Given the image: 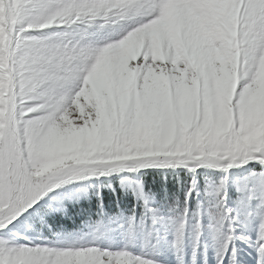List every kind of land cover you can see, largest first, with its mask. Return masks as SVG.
Instances as JSON below:
<instances>
[{
  "label": "snow or ice",
  "instance_id": "obj_1",
  "mask_svg": "<svg viewBox=\"0 0 264 264\" xmlns=\"http://www.w3.org/2000/svg\"><path fill=\"white\" fill-rule=\"evenodd\" d=\"M236 5L235 68L224 79L215 54L224 40L202 35L193 22L194 12L205 11L199 0H19L16 22L9 21L10 47L0 48V264H74L78 253L83 264H160L129 247L100 246L113 230L134 235L137 215L135 204L126 217L105 212L99 192L96 219L87 205L81 213L88 232L53 231L71 218L65 200L86 192L49 193L113 175L150 215L149 236L158 225L170 226L179 252L191 225L193 264L205 215L220 244L217 264H238L237 239L253 245L257 264H264V96L258 91L264 0ZM101 32L107 35L97 38ZM99 120L110 121L117 133L89 147L79 130ZM55 131L64 133L66 149L57 154L43 147ZM202 168L220 173L204 186L206 211L203 202L190 206L193 193L200 194ZM146 169L191 174L179 215L150 207L143 180L125 177ZM233 169L244 174L233 179ZM242 214L257 221L254 242L237 235ZM20 229H47L54 238L37 243Z\"/></svg>",
  "mask_w": 264,
  "mask_h": 264
},
{
  "label": "rangeland",
  "instance_id": "obj_2",
  "mask_svg": "<svg viewBox=\"0 0 264 264\" xmlns=\"http://www.w3.org/2000/svg\"><path fill=\"white\" fill-rule=\"evenodd\" d=\"M201 6L205 9L202 12H194L192 14L193 22L200 30L202 35H218L224 40V47L216 50V57L219 59L221 68L220 73L224 79H229L232 74H234L235 68V55L231 52V49L235 47V35H236V25H237V16L236 10L238 5H236V0H199ZM19 4V0H0V48L10 47V33H11V24L15 23V17L17 15L16 8ZM168 16L170 20L174 21V7L169 5ZM96 32L95 29L91 30ZM107 35V32H101L97 34V38L100 36ZM3 71L2 66H0V72ZM259 83V94L264 96V61L261 62L260 77L258 80ZM86 132L87 138L89 140V147H94L97 143L102 141L107 142L111 139L113 135L117 133V130L111 127L110 121L99 120L91 129L79 130ZM147 135V131L144 133ZM63 136L64 133L61 131H55L49 136L43 147L50 153L57 154L62 151H65L63 145ZM152 170H164V171H173L172 169H146L142 170L140 173H146L147 171ZM184 170V169H176ZM185 171V170H184ZM186 172V171H185ZM206 174L203 179L200 180L199 188L200 194L197 196L196 193H193L194 201L191 200V207L195 209L197 204L203 202L205 211L210 207V202L204 195V186L206 182H210L206 178L217 177L219 179L220 173L200 169L197 174L200 173ZM187 173V172H186ZM189 174V173H188ZM244 174L243 169H233L232 177L235 179L237 176ZM174 173H171L173 177ZM191 175V174H190ZM166 176V175H165ZM125 177L132 180H143L145 191H148L149 195V206L155 207L159 212L166 217H174L179 215L183 210V200L178 201L179 198H183V192L178 194V200L174 204H164L158 205V201L154 195H152L151 186H148V183L154 182V180L148 181L140 179L137 174H125ZM169 181L173 178H170ZM165 179L163 182H167ZM179 184L181 180H176ZM175 182V181H174ZM185 183L183 187L186 185ZM111 185V187H109ZM121 189L124 193V197H133L131 188L122 187L120 184V177L113 175L111 177H99L91 178L86 180L74 181L72 184L65 185L61 189L53 190L52 193H49V196L55 195L59 192H68L73 189H79L81 193L86 195H81V198L77 200H65V207L69 210L80 203H90L92 200H97L96 193H100V198H102L104 191L105 193L115 192L116 189ZM175 195V194H174ZM47 199V197H45ZM136 203V215H137V226L135 234L129 236L126 231H116L113 230L111 236H101L99 239V244L102 247L110 248H122L129 247V249L137 254L153 256L156 260L160 261V264H193V248H194V234L189 226V229L186 233L184 244L182 249L178 252L174 247H172L173 232L170 226L167 225H158V233L152 236H149L148 233L151 231V217L150 215H144V209L141 202L134 198ZM229 202L232 207H236L237 194L233 188L229 189ZM122 213L125 217L131 212L130 211H118ZM138 214L140 215L138 218ZM66 218V217H63ZM144 221V222H142ZM207 215H205V228L203 235L200 240L199 248L196 251V261L195 264H217L218 253L220 249V244L213 238L211 231L207 227ZM256 223L255 219L248 220L243 214L241 215V220L237 225V235L245 234L252 237L253 242L256 239ZM11 228V226H10ZM61 226L53 229V231L61 230ZM16 231V229H12ZM23 235L28 236L30 239H34L37 243L42 242V237L46 236L48 239H53L54 237L48 233L47 229L42 232L39 230H25L20 229ZM89 231V230H88ZM87 231V232H88ZM234 246L237 251V260L238 264H257L258 254L253 245L248 242L237 239L234 242ZM84 253H78L75 256L74 264H83ZM227 264V262H226Z\"/></svg>",
  "mask_w": 264,
  "mask_h": 264
},
{
  "label": "trees",
  "instance_id": "obj_3",
  "mask_svg": "<svg viewBox=\"0 0 264 264\" xmlns=\"http://www.w3.org/2000/svg\"><path fill=\"white\" fill-rule=\"evenodd\" d=\"M171 173H174L173 177L171 176ZM216 174H218L216 172ZM139 178L144 180H154V182L148 183V186H151L153 183V187L151 188L152 195H154L158 201V205H164V204H174L178 198V194L180 192H183L186 190L187 184L183 187L185 183H188L192 176L188 173H186L184 170H177V171H164V170H152L147 171L145 174L139 173ZM166 175V176H165ZM206 174H203L202 172L200 174H197L196 178L199 180H205L203 179ZM165 177H167V182H163L165 180ZM208 180H211L210 182L217 181V177L210 178L211 176H208ZM170 178H173L172 181ZM176 180H181V182L178 184ZM148 193V191H146ZM103 196V202H104V211L105 212H116V211H130L132 210L133 204L136 205L134 198L127 197L125 198L123 195L121 189H116L115 192L111 193H105L102 191ZM175 194V195H174ZM183 198H179L178 201H182ZM192 201H194V197H192ZM99 203L97 200H92L90 203H80L72 208H69V217L63 218L67 221V223L60 225L62 229H66L67 231H72L76 228L83 227L81 224L82 216L81 213L84 211V206L87 205L88 209L92 212L93 219H96L95 211H96V205ZM150 205V204H149ZM80 216L81 219H77V217ZM138 214V218H139ZM89 229L87 227H83V231L87 232Z\"/></svg>",
  "mask_w": 264,
  "mask_h": 264
}]
</instances>
